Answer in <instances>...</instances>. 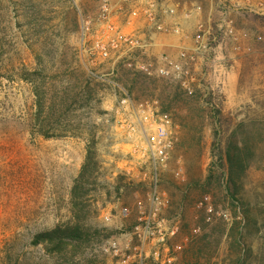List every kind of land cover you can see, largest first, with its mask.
<instances>
[{"label": "rangeland", "instance_id": "rangeland-1", "mask_svg": "<svg viewBox=\"0 0 264 264\" xmlns=\"http://www.w3.org/2000/svg\"><path fill=\"white\" fill-rule=\"evenodd\" d=\"M111 2L112 22L122 32L133 33L142 18L128 20L129 6L122 0ZM214 2L216 12L205 24L211 35L204 36L211 49L202 51L200 70L193 72L200 98H181L166 115L173 147L167 168L158 172L157 190L169 199L162 216L174 218L179 226L170 241L182 246L174 264H194L192 251L199 246L195 241L218 224L227 230L234 216L233 205L224 198V183L213 181L211 187L204 186L214 131L224 142L242 123L257 134L259 151L264 150V0ZM221 3L229 8L235 42L250 46L249 53H233L235 42L218 31ZM97 11L98 0H0V264H53L42 247L31 245L30 240L33 234L70 218L69 191L92 137L98 162L96 180L111 193L107 196L100 186L92 203L95 212L89 221L109 236L91 245L87 256L98 254L104 264H116V258L94 251L109 238L118 241L122 254H136L127 246L140 247L131 230L141 212L150 208L151 162L141 154L146 136L153 135V125L137 124L138 112L129 106L126 114L138 130L136 140H130L120 127L117 110L126 95L133 104H152L155 115L162 116L157 108L174 85L140 76L133 82V71L118 63L116 55L101 59L92 49L100 36ZM141 59H146L144 54ZM87 77L91 103L86 104L80 92L64 131H50L57 135L49 138L40 135L34 91L43 95L46 107L73 84L83 85ZM257 162L243 178L238 198L247 203L255 222L245 228V241L251 248L247 262L264 264V161ZM178 167L183 180L173 177ZM116 184H124L117 195L113 191ZM202 196L209 198L214 210L209 221L204 210L197 208ZM227 246L222 237L209 264H224L223 259L228 263ZM144 250L147 254L148 247ZM204 262L199 259L196 264Z\"/></svg>", "mask_w": 264, "mask_h": 264}, {"label": "built area", "instance_id": "built-area-1", "mask_svg": "<svg viewBox=\"0 0 264 264\" xmlns=\"http://www.w3.org/2000/svg\"><path fill=\"white\" fill-rule=\"evenodd\" d=\"M247 3L250 0H245ZM129 6L127 19L131 21L133 18L142 17L145 24L156 33L170 34L181 37L182 39L190 36L183 32L178 23L167 24L164 17L174 18L179 8L174 2L170 5H159V0H122ZM202 7L197 4L193 7L195 12L201 11ZM229 8L221 3L220 18L217 29L224 36L231 38L234 42L237 40L236 31L233 20L229 17ZM188 16V13L185 14ZM128 21V22H130ZM97 22L100 28V36L93 41L92 49L103 60L109 59L112 54L116 55V61L122 63L123 66L129 68L133 72L142 74L146 77H155L167 79L179 84V86L189 95L193 94L196 89V78L192 65L196 62V53L188 52L180 49L177 57L173 58L167 54H160L154 58L147 56V44L134 32L126 34L122 32L117 24L112 22V2L111 0H98ZM88 27H86L87 29ZM195 42L199 45L201 51L210 50L209 43H201V38L205 35H211L209 26L199 23L195 27ZM214 40V39H212ZM231 51L235 54L249 53L250 46L241 45L235 42L231 45ZM145 55L146 59H141V55ZM138 112V123L142 126L144 123L151 122L153 125V135L146 136L145 146L142 147L141 157L147 156L151 162L152 169V189L149 194L150 208L147 212H141L137 219V223L131 230V236L136 238L140 247H128V251L134 250L136 254H122L118 241L109 238L94 251H101L116 258V264H147L145 259L153 264H157L159 258L162 259L161 264H174L177 255L181 252L182 246L171 244L179 233V226L174 218H166L162 213L168 208L169 199L157 190L158 172L164 170L168 166L169 154L173 147L170 135V120L166 116L155 115L154 107L148 103H135L124 95L119 102L117 112L120 113L118 121L120 127L124 130L126 137L135 141L137 137V125L130 120L126 114L129 106ZM173 177L177 180H183L184 174L180 167L172 171ZM197 208L204 210L206 221L210 220L214 210L209 203L207 196H202L197 203ZM126 210H122L125 214ZM222 216L226 217L224 214ZM104 221L109 220V216H103ZM198 231L197 229L193 230ZM144 247H148L147 254L144 253ZM146 255V258L142 256Z\"/></svg>", "mask_w": 264, "mask_h": 264}, {"label": "trees", "instance_id": "trees-1", "mask_svg": "<svg viewBox=\"0 0 264 264\" xmlns=\"http://www.w3.org/2000/svg\"><path fill=\"white\" fill-rule=\"evenodd\" d=\"M133 75V82H136L138 76H140L146 81L149 80V82L158 79L174 85L172 93L167 95L161 106L157 108V112L162 116L168 115L169 110L173 111L175 109L172 107L173 104H177L181 98H197L198 100L200 98L197 96L196 89L193 94L189 95L176 82L162 78H149L136 72H133ZM90 81L87 77L83 85L81 82L73 84L71 88L64 90L60 96L57 95L52 98L46 107L43 95H39L37 90L34 91L36 98L35 125L38 127L37 131L40 135L49 138L57 135L50 134V131H53V133L64 131L66 123L69 122L71 107L77 103L80 92L84 94L85 103H91L93 94L88 88ZM41 117L43 122H39ZM53 123L57 125L52 126ZM245 128L244 124H238L224 142L218 138L219 132L214 131L211 151L212 161L208 168L204 186L211 187L213 181L219 185L224 183V198L231 202L235 212L227 230L224 226L218 224L211 230L210 234H203L195 241V244L199 246L196 245L197 248L192 251L194 264L199 259H203L209 264L213 251L218 250L222 237L228 241L226 251L228 263H225L223 259L224 264H256L247 262L251 248L245 241V228L255 223L254 218L249 214L251 211H249L247 203L238 196L248 169L258 163L257 161H264V150L259 151L261 146L260 141L256 140L257 134L254 135ZM215 149H217V152H215ZM97 170L95 141L92 137L86 147L85 159L78 175L73 179L69 191L70 218L51 229L33 234L30 240L31 245L42 247L45 255L53 259V264H104L99 260L98 254L87 256V251L91 248V245L102 239V236H109V233H103L104 229L89 221L90 214L95 212L92 203L96 202L99 192L103 190V193L107 196H110L111 193L105 186H101L97 182ZM215 170L216 173L218 171L217 176L213 172ZM123 185L116 184L114 186L113 191L116 195L124 187ZM100 186L101 190L99 189ZM146 261L149 262V260Z\"/></svg>", "mask_w": 264, "mask_h": 264}, {"label": "crops", "instance_id": "crops-1", "mask_svg": "<svg viewBox=\"0 0 264 264\" xmlns=\"http://www.w3.org/2000/svg\"><path fill=\"white\" fill-rule=\"evenodd\" d=\"M173 2L179 6L176 16L174 18L165 16V23H178L182 31L190 36L189 38L182 39L181 37L170 34L153 32L145 24L142 17H139L142 19L137 21L136 28L133 31L135 34H139L146 42V53L149 58H154L163 53L175 58L180 49H185L188 52L196 53V62L192 67L194 71L200 70L201 61L203 60L202 51L198 48L199 45L195 42L193 36L196 34V25L199 23L205 25L208 22L209 16L216 12L214 8L215 2L214 0H159V5H170ZM197 4L202 7L199 12L193 10V7ZM187 13L188 16L186 17L185 14ZM200 41L203 43L204 38H201ZM217 47H219V45H216V48Z\"/></svg>", "mask_w": 264, "mask_h": 264}]
</instances>
